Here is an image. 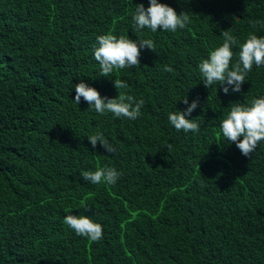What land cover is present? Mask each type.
I'll return each instance as SVG.
<instances>
[{
    "label": "trees",
    "instance_id": "trees-1",
    "mask_svg": "<svg viewBox=\"0 0 264 264\" xmlns=\"http://www.w3.org/2000/svg\"><path fill=\"white\" fill-rule=\"evenodd\" d=\"M157 2L190 23L137 30L136 4L148 0H0V264H264V141L245 157L220 128L233 106L264 98V65L228 95L205 88L198 67L224 30L239 41L230 70L250 34L264 37V0ZM104 34L152 40L155 53L103 77L94 49ZM81 81L101 97L142 99L141 115L76 104ZM185 97L198 101L186 117L195 133L168 119ZM97 133L114 153L92 148ZM107 167L115 184L82 178ZM67 215L99 223L102 238L77 235Z\"/></svg>",
    "mask_w": 264,
    "mask_h": 264
},
{
    "label": "clouds",
    "instance_id": "clouds-1",
    "mask_svg": "<svg viewBox=\"0 0 264 264\" xmlns=\"http://www.w3.org/2000/svg\"><path fill=\"white\" fill-rule=\"evenodd\" d=\"M133 15V26L137 29L148 28L152 32L157 30L176 32L177 29H184L190 23V17L176 11L157 0H148V7L143 4H136ZM257 22H252L255 27ZM223 43L221 46L210 52L209 58L199 64V71L204 77L203 85L209 88L214 84L222 85L224 94L231 92L239 93L241 86L246 82L247 73L252 70L253 65L257 67L264 65V37L250 34L246 41L240 45L238 63L232 66L230 62L234 57L232 50L234 45L239 43L230 31H222ZM98 47L94 49V59L99 63L101 76L108 77L117 69L135 67L140 64L141 49L147 48L154 52L155 45L152 40L133 41L124 36L117 38L112 34L100 35L97 38ZM155 53V52H154ZM242 65V66H241ZM167 72H172L171 67H165ZM115 89H126L127 84L122 79L112 82ZM81 98L98 114L111 113L116 117H125L135 120L141 115V108L144 101H137L133 96L121 92L118 98L109 99L101 97L99 92L81 81L75 85V97L73 101L79 104ZM187 107L183 112L176 111L169 113L168 119L176 130L184 132H198L200 125L187 116L197 108L198 101L189 103L187 97L181 100ZM222 136L229 143H234L241 154L250 157L255 151L258 143L264 141V98H257L251 102V106L237 104L233 106L227 117L220 124ZM88 142L93 149L97 144L102 146L106 153H114L113 146L100 133L91 135ZM119 173L110 167L100 168L94 172H84L82 178L92 184L106 182L109 185L115 184ZM87 210V209H86ZM64 222L79 236H84L92 241H99L102 238V226L93 222L87 216L67 215Z\"/></svg>",
    "mask_w": 264,
    "mask_h": 264
}]
</instances>
